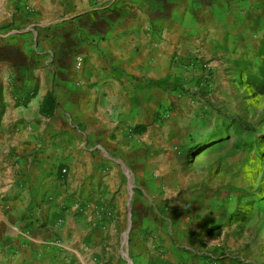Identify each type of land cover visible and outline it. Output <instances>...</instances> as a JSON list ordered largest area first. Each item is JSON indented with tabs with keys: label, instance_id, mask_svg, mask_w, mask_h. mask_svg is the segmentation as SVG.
Here are the masks:
<instances>
[{
	"label": "crops",
	"instance_id": "1",
	"mask_svg": "<svg viewBox=\"0 0 264 264\" xmlns=\"http://www.w3.org/2000/svg\"><path fill=\"white\" fill-rule=\"evenodd\" d=\"M243 1L72 0L71 21L49 28L23 0H3L0 243L19 258L41 250L79 204L85 214L104 210L99 187L133 165L142 173L146 146L159 147L148 138L159 87L186 79L201 46L257 27L243 12L258 2ZM137 126L146 130L133 134Z\"/></svg>",
	"mask_w": 264,
	"mask_h": 264
},
{
	"label": "rangeland",
	"instance_id": "2",
	"mask_svg": "<svg viewBox=\"0 0 264 264\" xmlns=\"http://www.w3.org/2000/svg\"><path fill=\"white\" fill-rule=\"evenodd\" d=\"M256 1L243 12L256 29L201 46L186 79L159 87L149 125L158 127L148 134L159 147L146 146L152 161L142 173L133 165L99 187L104 210L74 207L66 232L41 250L19 258L0 243V264H264V87L256 85L264 0ZM23 3L35 24L71 21L72 0Z\"/></svg>",
	"mask_w": 264,
	"mask_h": 264
},
{
	"label": "trees",
	"instance_id": "3",
	"mask_svg": "<svg viewBox=\"0 0 264 264\" xmlns=\"http://www.w3.org/2000/svg\"><path fill=\"white\" fill-rule=\"evenodd\" d=\"M258 68H259V71H260L261 75H263V77H264V66L263 65H259ZM235 81L242 83L241 76H239V79H237ZM256 85H258L259 87H264V78L262 80H259ZM54 104H55L54 100L52 99L51 96H49L47 98V100L45 102V106H44V108H45L44 110L46 111V113H49L54 108ZM145 130H146V127L137 126V127H135L133 129V132L134 133H141V132H143Z\"/></svg>",
	"mask_w": 264,
	"mask_h": 264
},
{
	"label": "built area",
	"instance_id": "4",
	"mask_svg": "<svg viewBox=\"0 0 264 264\" xmlns=\"http://www.w3.org/2000/svg\"><path fill=\"white\" fill-rule=\"evenodd\" d=\"M83 64H84V60L83 59L80 58V59L77 60V67L78 68H82Z\"/></svg>",
	"mask_w": 264,
	"mask_h": 264
}]
</instances>
